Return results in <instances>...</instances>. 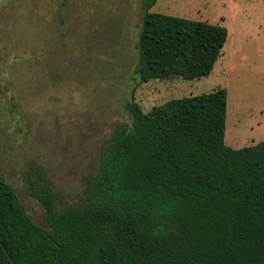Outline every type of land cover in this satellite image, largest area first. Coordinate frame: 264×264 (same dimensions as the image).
<instances>
[{"label": "trees", "instance_id": "trees-1", "mask_svg": "<svg viewBox=\"0 0 264 264\" xmlns=\"http://www.w3.org/2000/svg\"><path fill=\"white\" fill-rule=\"evenodd\" d=\"M143 0L124 109L83 202L36 225L0 177V264H264V140L224 145L226 93L170 99L144 113L149 80L208 76L226 40L217 24L150 13Z\"/></svg>", "mask_w": 264, "mask_h": 264}, {"label": "rangeland", "instance_id": "rangeland-1", "mask_svg": "<svg viewBox=\"0 0 264 264\" xmlns=\"http://www.w3.org/2000/svg\"><path fill=\"white\" fill-rule=\"evenodd\" d=\"M142 1L0 0V177L44 229L30 187L48 192L56 212L81 204L102 148L130 125L124 105ZM149 12L217 24L227 35L208 76L137 86L141 110L222 88L224 145L263 141L264 0H155Z\"/></svg>", "mask_w": 264, "mask_h": 264}]
</instances>
